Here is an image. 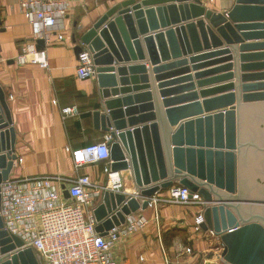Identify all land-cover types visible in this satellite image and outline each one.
Listing matches in <instances>:
<instances>
[{
  "label": "water",
  "instance_id": "1",
  "mask_svg": "<svg viewBox=\"0 0 264 264\" xmlns=\"http://www.w3.org/2000/svg\"><path fill=\"white\" fill-rule=\"evenodd\" d=\"M111 2L72 42L77 57L83 50L92 54L102 100L93 116L112 138L111 170L122 173L126 189L142 201L103 193L93 212L96 232L106 236L145 210L151 197L178 185L206 203L201 228L219 238V264H264V0H235L225 13L201 0ZM43 46L39 40L36 48ZM217 48L223 61L234 57L235 73L230 64L216 69L223 75L197 81L228 82L201 92L202 102L196 93L169 98L182 89L164 90L191 77L156 83L180 72L155 78L159 70L186 61L156 73L144 65ZM221 91L226 94L215 97ZM15 140L0 86V185L17 160ZM63 195L69 198L66 190ZM0 264H41L32 248L9 235L1 216Z\"/></svg>",
  "mask_w": 264,
  "mask_h": 264
},
{
  "label": "crops",
  "instance_id": "2",
  "mask_svg": "<svg viewBox=\"0 0 264 264\" xmlns=\"http://www.w3.org/2000/svg\"><path fill=\"white\" fill-rule=\"evenodd\" d=\"M119 1L124 0H116ZM234 1L201 0L207 9L216 13H225ZM18 2L0 0V86L6 96L16 135L14 155L17 160L10 179L49 176L75 181L81 175H88L93 183L105 185L107 177L103 171L104 164L83 166L76 170L67 151L101 142L109 135L101 130L93 116L102 103L96 77L80 80L76 76L78 57L72 39H78L114 3L111 0H71L68 15L60 25L64 40L59 41L53 36L52 45L46 49L49 68L41 69L34 63H17L18 56L26 46L34 44L37 47V42L32 41L29 25L19 11ZM219 49L186 54L178 59H160L155 66L144 61V65L156 73V68L186 61L184 65L159 70L154 74L155 78L165 73L180 72L156 80V83L191 77L190 81L168 85L164 90L182 89V93L173 94L169 98L196 93L198 101L202 102L201 92L220 88L228 82L198 86L197 81L223 75V70L216 69L230 64L234 66L235 73L232 53V62H225L222 60L225 56L218 55V51H221ZM186 68L187 71L183 70ZM192 84L193 90L189 88ZM224 94L217 93L215 97ZM72 107L77 108L79 116L63 119L61 110ZM64 187L68 188V185ZM167 191L159 193L160 197L166 196ZM68 199L72 201L70 197ZM134 214L148 219L149 225L115 245L114 254L119 264H165L166 259L170 264H219L217 255L222 249L219 238L209 232L197 233L193 230V208L163 205L158 213L147 207Z\"/></svg>",
  "mask_w": 264,
  "mask_h": 264
},
{
  "label": "built area",
  "instance_id": "3",
  "mask_svg": "<svg viewBox=\"0 0 264 264\" xmlns=\"http://www.w3.org/2000/svg\"><path fill=\"white\" fill-rule=\"evenodd\" d=\"M70 1L19 0V11L31 29L33 43L39 40L44 43L40 50L34 44L26 46L17 58L19 65L34 63L41 69L49 68L46 49L52 45L54 35L59 41L64 40L60 25L68 15ZM75 73L80 80L96 77L89 51L83 50L78 55ZM61 116L63 119L79 116V111L76 107L65 108ZM111 140V136L106 135L101 142L67 149L76 170L104 164L105 185L93 183L88 175H81L75 181L49 176L9 178L0 185V216L4 229L18 237L23 248H32L41 264H119L114 254L115 245L149 225L148 219L130 214L124 225L112 228L106 236L96 232L98 223L93 212L103 193L122 194L142 201L135 191L126 189L122 173L111 170L108 145ZM64 190L72 201L64 197ZM163 205L193 208V230L202 233L206 203L200 195L190 194L187 188L175 185L168 189L166 196L156 194L149 199L148 207L156 213ZM165 264L170 262L166 259Z\"/></svg>",
  "mask_w": 264,
  "mask_h": 264
}]
</instances>
